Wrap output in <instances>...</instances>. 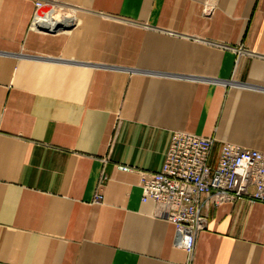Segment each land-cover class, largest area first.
I'll use <instances>...</instances> for the list:
<instances>
[{"label":"crops","instance_id":"0c3cea01","mask_svg":"<svg viewBox=\"0 0 264 264\" xmlns=\"http://www.w3.org/2000/svg\"><path fill=\"white\" fill-rule=\"evenodd\" d=\"M37 1L0 0V264H264L263 203L209 199L189 255L117 168L174 132L264 153V0Z\"/></svg>","mask_w":264,"mask_h":264},{"label":"built area","instance_id":"2783aa9c","mask_svg":"<svg viewBox=\"0 0 264 264\" xmlns=\"http://www.w3.org/2000/svg\"><path fill=\"white\" fill-rule=\"evenodd\" d=\"M50 7L47 1L36 2L32 26L42 23L40 18L47 13L40 12ZM215 142L213 137L174 132L161 171L117 167L139 175L142 201H154L161 215L175 226L176 244L189 255L198 233L207 227L209 199L215 205L242 199L264 204V153L224 143L213 164ZM94 199L102 201L99 190Z\"/></svg>","mask_w":264,"mask_h":264},{"label":"bare ground","instance_id":"6f19581e","mask_svg":"<svg viewBox=\"0 0 264 264\" xmlns=\"http://www.w3.org/2000/svg\"><path fill=\"white\" fill-rule=\"evenodd\" d=\"M54 10H55V8H49L48 9L49 12H47V15H44L43 17L40 18V21H42V22L51 23L50 27L53 30H55V27H56L55 25H56L57 21H60L59 16L57 14H54V12H53ZM65 21L69 23V22L74 21V19H73V17L71 18L70 16H68L65 18Z\"/></svg>","mask_w":264,"mask_h":264}]
</instances>
